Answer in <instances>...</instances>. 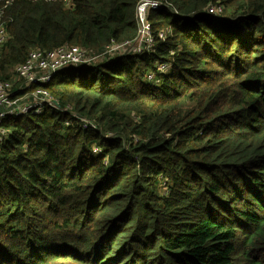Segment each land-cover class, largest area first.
<instances>
[{
    "label": "trees",
    "instance_id": "obj_1",
    "mask_svg": "<svg viewBox=\"0 0 264 264\" xmlns=\"http://www.w3.org/2000/svg\"><path fill=\"white\" fill-rule=\"evenodd\" d=\"M71 1L0 0V81L136 36L138 0ZM167 1L150 52L62 70L58 109L2 123L0 264H264V0Z\"/></svg>",
    "mask_w": 264,
    "mask_h": 264
},
{
    "label": "built area",
    "instance_id": "obj_2",
    "mask_svg": "<svg viewBox=\"0 0 264 264\" xmlns=\"http://www.w3.org/2000/svg\"><path fill=\"white\" fill-rule=\"evenodd\" d=\"M12 1V0H6ZM67 7H71V0H62ZM165 10L176 13L174 6L167 0H138L134 20L136 24V36L131 41L120 44L113 40L99 54H93L79 47H60L49 51L33 50L29 53L26 61L15 68V78L21 80V85L16 87L9 82L0 81V142L4 141L5 131L2 123L6 120L22 117L29 113L40 115L46 109H58L57 100L50 94L47 86L51 83L55 74L74 67H93L104 61L122 56H133L148 53L153 49L154 36L149 21V14ZM208 15H220L222 7L213 5L207 8ZM166 31L158 34V38L164 40ZM7 41L6 25L3 15L0 13V52ZM168 64L158 67L157 75L166 72ZM157 76L148 75L147 80L157 82ZM63 111L71 113L69 107ZM71 116L77 118L75 115ZM78 125L83 129H94L95 125L87 119L78 118ZM67 122L66 125H70ZM98 152L97 149L94 150Z\"/></svg>",
    "mask_w": 264,
    "mask_h": 264
},
{
    "label": "rangeland",
    "instance_id": "obj_3",
    "mask_svg": "<svg viewBox=\"0 0 264 264\" xmlns=\"http://www.w3.org/2000/svg\"><path fill=\"white\" fill-rule=\"evenodd\" d=\"M74 68H76V67H74ZM81 68V70H78L79 72H82L83 70H85V67H80ZM79 68V69H80ZM88 73L90 74V75H92L93 74V72L92 71H88Z\"/></svg>",
    "mask_w": 264,
    "mask_h": 264
}]
</instances>
